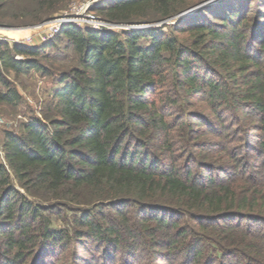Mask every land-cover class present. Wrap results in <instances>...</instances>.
Listing matches in <instances>:
<instances>
[{"label": "trees", "instance_id": "1", "mask_svg": "<svg viewBox=\"0 0 264 264\" xmlns=\"http://www.w3.org/2000/svg\"><path fill=\"white\" fill-rule=\"evenodd\" d=\"M77 1L0 0V18ZM211 1L99 0L117 25L208 6L0 42V105L23 104L11 76L56 82L1 141L0 264H264V0Z\"/></svg>", "mask_w": 264, "mask_h": 264}, {"label": "rangeland", "instance_id": "2", "mask_svg": "<svg viewBox=\"0 0 264 264\" xmlns=\"http://www.w3.org/2000/svg\"><path fill=\"white\" fill-rule=\"evenodd\" d=\"M85 5L86 3L83 1L82 2L77 1L76 3H72L65 11L50 16L48 21H52L55 18L64 15L65 13L69 12L72 9H77L78 12L80 11L85 13L83 15L84 17H87L89 15H94L91 9L84 12ZM81 8L84 9L81 11L80 10ZM7 13L9 14L5 16V18H0V25L9 26L13 29L0 30V39H2L0 42L8 41L11 43H18V44L21 43L24 45L27 42L28 38H32L33 41H35V45H37L34 48H37L40 45L44 44V43L42 44L39 43L36 36L39 30H36V28L41 27L45 24L29 22V18H25L24 16H21V14H19V12L15 10H9L7 11ZM77 20L79 23H82V21L79 18H77ZM78 22H76L75 25H77ZM140 24L143 25L145 23H140ZM170 24H173V22L167 25ZM77 27L94 29L96 25H94V22H91V24L84 23L83 26H77ZM151 28L156 29L157 28L156 24L152 25ZM141 29H148V28L143 27L134 30H141ZM107 30L120 31V29L118 28H107ZM20 31L22 32L21 35L13 34V32H20ZM48 53L52 56H58L60 59H66L67 62L65 64L67 67L74 65V57H73L74 55L71 49L68 47L67 42L59 43V46L57 48L50 49ZM58 65L59 64L57 63L56 66ZM11 81L14 84V86L17 88L19 93L22 95L23 104L17 108L0 105V147H1V141L3 140L6 131H19L24 124L33 121L35 119H41L42 117L41 111L44 106L43 104L47 100L48 95L54 91L56 84L54 79H50V78L48 79L42 77L41 74L37 72H31L29 75L21 76L17 80L11 76Z\"/></svg>", "mask_w": 264, "mask_h": 264}, {"label": "built area", "instance_id": "3", "mask_svg": "<svg viewBox=\"0 0 264 264\" xmlns=\"http://www.w3.org/2000/svg\"><path fill=\"white\" fill-rule=\"evenodd\" d=\"M99 0H85L83 2L86 3L85 5V9L81 8L80 10L82 11L84 9V12L87 10H92L93 6L98 2ZM85 13L83 12H78L77 9H72L69 12L65 13L64 15H61L57 18H55L54 20L50 21L49 23H46L45 25L36 28V30H39V32L37 33V39L39 41L40 44L48 42L52 39H54V37H56L62 30V27L66 24H76V22H78L77 18H79L82 23H77L76 26H83L84 23L87 24H91V22H94V25H96V27L94 28V30H102V29H107L108 27H106L103 23H101V20L94 16V15H89L87 17H84ZM98 23V24H97ZM2 39H0L1 41ZM25 46H27L28 48H34L37 45H35V41H33L32 38H28L27 42L24 44Z\"/></svg>", "mask_w": 264, "mask_h": 264}, {"label": "water", "instance_id": "4", "mask_svg": "<svg viewBox=\"0 0 264 264\" xmlns=\"http://www.w3.org/2000/svg\"><path fill=\"white\" fill-rule=\"evenodd\" d=\"M220 1H222V0L211 1V3H217V2H220ZM205 6H208V3H205V4L201 5V6H198V7L194 8V9H192V10L186 12V13H183V14L179 15L178 17L174 18V19H170L168 21L158 23V24H156L157 29L161 28L162 26L167 25V24H169L171 22H173V24H174L179 19H181V18H183L185 16H190V15L196 13L199 9H201V8H203ZM49 22L50 21H46L44 24L49 23ZM101 23H103L108 28H118L120 30H134V29H140V28H143V27H145V28L152 27V25H148V24H143V25L142 24H120V25H117V24L105 23L103 21H101ZM11 29H13V28H11L9 26L0 25V30H11Z\"/></svg>", "mask_w": 264, "mask_h": 264}, {"label": "bare ground", "instance_id": "5", "mask_svg": "<svg viewBox=\"0 0 264 264\" xmlns=\"http://www.w3.org/2000/svg\"><path fill=\"white\" fill-rule=\"evenodd\" d=\"M11 33H12V32H11ZM21 33H22L21 31H20V32H13V34H15V35H16V34H20V35H21Z\"/></svg>", "mask_w": 264, "mask_h": 264}]
</instances>
